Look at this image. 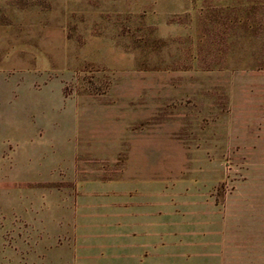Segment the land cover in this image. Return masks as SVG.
<instances>
[{"label": "rangeland", "instance_id": "obj_1", "mask_svg": "<svg viewBox=\"0 0 264 264\" xmlns=\"http://www.w3.org/2000/svg\"><path fill=\"white\" fill-rule=\"evenodd\" d=\"M74 161L262 209L264 0H0V264H112L51 209Z\"/></svg>", "mask_w": 264, "mask_h": 264}, {"label": "crops", "instance_id": "obj_2", "mask_svg": "<svg viewBox=\"0 0 264 264\" xmlns=\"http://www.w3.org/2000/svg\"><path fill=\"white\" fill-rule=\"evenodd\" d=\"M69 169L64 192L50 190L51 209L80 213L85 230L110 229L112 264H264V202L258 209L243 188L217 201L199 179L172 180L168 198L162 175L78 177L75 161Z\"/></svg>", "mask_w": 264, "mask_h": 264}]
</instances>
